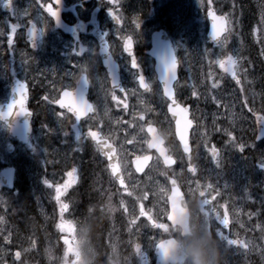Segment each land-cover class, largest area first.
Returning <instances> with one entry per match:
<instances>
[{
  "label": "rangeland",
  "instance_id": "obj_1",
  "mask_svg": "<svg viewBox=\"0 0 264 264\" xmlns=\"http://www.w3.org/2000/svg\"><path fill=\"white\" fill-rule=\"evenodd\" d=\"M53 1L56 5L61 3L67 5L69 2V0H61L60 3H58L57 0ZM83 1L88 7H95L98 2V0ZM7 2L10 4L11 8L9 13L3 12L1 10L2 6ZM40 2L45 4L48 1L40 0ZM236 2L237 0H156L154 6L155 16L153 19L148 18V7L146 6L145 0H143V2L138 0L137 9L139 10L140 14H143V23L148 25L149 30L164 26L169 29L172 35L177 36L180 33L182 40H179V42L182 41V59L183 62H185L187 74L189 76H193L194 78H201L200 82L204 86V90L201 91V103H209L214 109L211 115V122L208 121L209 113L205 114L204 112H201L198 107H196L195 110L196 113L198 112L199 119L202 121V124L205 127V132L207 133V139L205 140H209L212 143L215 142L214 148L217 150H223L225 152L228 150H239L237 145L243 144L245 146L244 150H249L250 153L248 159L250 170L252 173H258V171H256L257 168L254 159L259 157L260 162L264 163V141L259 143L254 142L255 129L252 117L255 113H261L264 115V69L261 70L260 75H257L258 69L249 67L250 61L253 62L255 59H259V57L255 53L252 54L253 60L251 59V53L253 51L252 47L255 45V42L248 40L247 36V33H250L256 28L251 26L249 29L244 31V25H242L243 22H239V18L233 21L231 17H229L231 23L230 34L221 42V44L217 46L211 45V47L207 44V40L204 39V30L206 28L204 19L205 10L208 7H214L220 13L225 14V16H230L229 12L227 11L229 8L231 13L234 15V11H236V6L234 3ZM23 3L24 0H0V37H4L6 39L11 26H19L22 28L27 23V21H24L26 12H22ZM73 4H76V2ZM94 7L89 10L79 9L77 12L87 16L90 15L91 18V13L96 11ZM246 8L248 9L249 6ZM240 11H243L241 16L244 18V21H247L252 17V13L247 10L245 11V9ZM26 17L27 20L30 19L28 16ZM48 17H50V20ZM101 17L102 15L100 14L98 19ZM34 20L37 22L36 24H38L44 34V44L51 45L52 42H47L49 39V33L54 34V30L56 31L57 29L56 25L61 24V22L59 21L57 23L56 18L53 17L50 12L46 13L41 10V8L36 10ZM103 20L104 19L102 18L101 21L103 22ZM50 21H53V24H50ZM261 21L262 20L259 17H256L253 20L254 23L252 24L257 23V26H259ZM173 25H176L177 28L172 29L171 27ZM55 39L56 37L54 40ZM0 41L3 42V40ZM241 45H244L248 48L243 56H241L243 53ZM231 47L234 48L236 52L233 58L239 62V67L235 70V78L231 72L226 70L229 67L228 57H231ZM2 49L1 52L3 54ZM20 56L25 57L34 65L38 62V57H41L42 61L37 63V65H39L41 62H46L44 58H46L48 54L47 50L42 48L38 53L27 55L21 54ZM243 57L249 60V65L243 64ZM260 60L261 63L264 64V56H262ZM47 61H49V59H47ZM221 61L224 62L223 66H221ZM0 68H2V66H0ZM210 72L214 78L212 85L209 84L210 77L208 75ZM228 84H230V87H233L234 90H230L228 87H226ZM213 85L219 88H215ZM243 89L245 90L244 93ZM244 96L246 99H244ZM243 99L245 101L244 106H239L238 102H242ZM214 105H218V107L216 108ZM204 106L211 109L208 105ZM221 106L225 108L226 113L222 111ZM224 114L226 115L227 121H223ZM221 120L222 122H220ZM229 126L235 128L236 134H232L229 131ZM213 130H215V132ZM216 132H218V134ZM3 133L4 131L0 126V136H4ZM215 135H217V137H215ZM230 137L231 139H229ZM3 140L4 138L0 137V142ZM203 143H205V141H203ZM34 144L35 140L32 145L27 147V150L19 149L17 150L15 156H5L3 163L14 164V166L18 167V176L20 174L27 173L29 170L19 166V163H21L23 154L25 152L26 155H28V152H30V155L36 154ZM201 144L202 139L201 142H198V146L195 150H199ZM207 150L210 149L208 148ZM49 156L53 157L54 154ZM47 160L48 156L46 153L44 158H38L37 162L39 166H43L45 163H47ZM207 161L210 163L212 159L208 158ZM178 170L179 171H176L177 175L180 177V174H183V178L187 185L194 187V184H197L200 189H204L208 188V185H211V179H213L214 182L212 185L214 186L215 190L219 192V183L216 179L217 173L213 168L210 169L205 175L202 174V177H205L202 179H199L196 174L187 175L183 173L182 169L179 168ZM38 173V186L42 187L44 183L49 180V176H51V174L46 171L45 168ZM260 175V187L262 183L260 192H264V174L260 172ZM145 181L146 184H143V180L141 179L140 185L137 189V198H135L136 201L134 202H137L136 207L139 209V212L134 211L133 207L130 205V202H128L126 207L123 206V202H117L118 211L122 215V218L127 220L126 222L136 220L138 221L137 223L139 226V228L134 229L130 227V224L126 226V240L130 255L126 256L125 260L123 261H126L127 264H141L142 260H151L154 245L162 239L161 235L159 234L160 232L158 230V226L164 224L167 213V186L166 184L161 183L160 174L157 172H154L152 176L148 175ZM146 190L147 193H145ZM189 192L190 194H193L191 188L189 189ZM263 196L264 195H262L260 198L261 203L264 201ZM189 197L191 201L193 198L199 202L203 200L198 198L197 195H194L193 197L189 195ZM246 202L247 199H245V203ZM11 203L8 202L6 194L4 192H0V217L3 218L2 222H0V264H57L56 258L62 255L64 251L65 254H67V252L74 250L75 227L78 222L88 219L90 214L87 210L84 213H81L79 217L72 215L74 214L73 208L77 210V207L71 203V200L67 202H56V205L54 206L55 208L51 211V207H47L48 205L44 207L43 205L37 204V206L34 207L37 213L40 216H48L53 222L52 225H47L44 218L38 217L37 219V213L34 211L36 215V221L31 230L37 234L38 239L35 237L32 238L35 244V246H32L28 245L31 243L30 237L28 236L26 238L25 235L27 234L19 233L18 230L14 232L10 224L7 213H9L10 217L13 219L16 214L22 210V207L10 208L9 204ZM47 203H49L50 206L54 205L52 202ZM233 203L234 201L229 202V204ZM64 204H67L68 207L66 210L61 211L62 205ZM209 209L212 211L213 207L210 205ZM205 211L208 210L205 208L201 210L199 205L197 212L201 220H206L207 228L208 226L212 227L214 217L211 214L210 218H206L204 216ZM262 213L263 216L261 219L264 224L263 205ZM150 218L151 220L148 221ZM220 218L224 219L225 216H220ZM61 224H63V226L58 227V225ZM45 227L50 231V235L44 234ZM123 227L124 226L122 225V228ZM106 229L110 235L114 236L111 223L107 225ZM258 229L260 234L251 240H247L245 238V234L242 235L241 233H235L231 236L235 241H237V243L222 248L224 255L229 256L227 257L228 261L235 258L236 263H239L240 261H237V259H244L246 254L245 249L248 248L251 251L254 249V252L261 255L263 260L260 262V264H264V226L259 227ZM246 230L253 231V229L248 228H246ZM51 232H53L54 237L51 235ZM95 240L96 237L93 234V242ZM94 244L96 247L99 245L98 243ZM137 246H139L138 251ZM112 248L113 246L110 245L108 254L104 261L105 264H107L108 256L111 254ZM25 249H27V251H25ZM14 251H18L20 253V259L17 262L13 261ZM223 263L227 264V262Z\"/></svg>",
  "mask_w": 264,
  "mask_h": 264
},
{
  "label": "flooded vegetation",
  "instance_id": "obj_2",
  "mask_svg": "<svg viewBox=\"0 0 264 264\" xmlns=\"http://www.w3.org/2000/svg\"><path fill=\"white\" fill-rule=\"evenodd\" d=\"M103 7H110L109 10L103 11L110 19L114 14L115 28L114 33L109 34L106 26L101 27L100 30V44H103L105 49L113 57L116 62L117 75L121 83L122 98L114 93L108 83L107 74L100 66L99 51L87 52L84 56L82 51L75 53L71 52L72 57L71 67H75L74 59H83L82 65L77 68L76 74L71 70L68 72L66 65V56L64 60L57 59L56 64V78L50 84L51 93L50 98L47 100V106L50 107L51 114L36 112V122L40 124V135L42 144L46 143L45 127L46 124L51 123V127L55 132L54 145L57 144L60 149L67 150V138L70 137L75 131L81 127V134L90 135L93 131L105 136L103 130L106 128V121L108 114L106 112L107 98L116 103L126 102L132 99L147 101L151 104L166 105V101L160 90L159 85L156 83L154 72L153 60L149 57V50L151 47V30L145 34H137L136 28L140 24V15L138 10L134 7L132 0H102ZM109 19V21H110ZM109 21L107 23H109ZM131 40V47L125 50L126 41ZM27 42V34L25 37ZM19 43H16L15 48L19 49ZM72 49V48H71ZM73 50V49H72ZM77 56H76V55ZM94 56V60H92ZM135 59L137 67H132V60ZM60 64H64L62 68V75L59 71ZM20 71L12 70L10 78H19ZM143 77V83L141 82ZM86 80L87 83L85 90V100L91 105V108L84 110L88 112L83 119L77 120L73 112V98L64 96L65 92H72L76 89L79 82ZM147 85V87H145ZM64 101V107H61L59 101ZM157 127L159 124L154 121ZM161 133V130H160ZM116 135L112 134L111 139L115 142L116 150H121L115 141ZM88 144L82 148H75L69 146V150H95L92 147L91 141L87 140ZM55 148V147H54ZM126 150V149H123ZM130 167V164H127ZM125 181L128 179L125 177Z\"/></svg>",
  "mask_w": 264,
  "mask_h": 264
},
{
  "label": "clouds",
  "instance_id": "obj_3",
  "mask_svg": "<svg viewBox=\"0 0 264 264\" xmlns=\"http://www.w3.org/2000/svg\"><path fill=\"white\" fill-rule=\"evenodd\" d=\"M200 202L195 198L186 210L176 215L175 228L168 250L169 264H223L220 242L214 238L201 220L197 209ZM94 226L88 219L77 223L74 230V250L57 257V264H103L101 253L93 242ZM107 264H127L115 247L108 256Z\"/></svg>",
  "mask_w": 264,
  "mask_h": 264
},
{
  "label": "snow or ice",
  "instance_id": "obj_4",
  "mask_svg": "<svg viewBox=\"0 0 264 264\" xmlns=\"http://www.w3.org/2000/svg\"><path fill=\"white\" fill-rule=\"evenodd\" d=\"M57 2L60 3L61 0H57ZM48 11L51 13V15H52L53 17L56 18V21H57V23H58V22H59V13H58V12H54V11H52L51 8H49ZM220 22L223 23V18H221V21H220ZM137 26L139 27V25H137ZM30 38L33 39V47H34V46H35V44H34V38L31 37V33H30ZM9 42L11 43V40H10ZM130 47H131V40L129 39L128 41H126L125 50H127V49L130 48ZM106 63H108V62L106 61ZM223 64H224V62L221 61V66H223ZM237 64H238V61H237L236 59H233L232 57H228V65H229V67H228L226 70L229 71V72H231V73L233 74V77H234V78H235V71H234V69H236ZM132 67H133V68H136V67H137V62H136L135 59L132 60ZM164 67H165V70H166V71L171 72V69H174V67H175V61L172 60V61H171V65L169 66V60H166V61L164 62ZM173 77H174V73H173L172 75H169V76L167 77V79H165V81H164L165 84L167 85L168 81H170ZM113 80H114V87L119 88V87H120L119 83H118L114 78H113ZM141 82L143 83V77H141ZM83 84H84V86L86 87V85H87V81L84 80V81H83ZM145 87H147V85H145ZM213 87H215V85H213ZM22 89H23V85L20 84L19 82H17L16 87H15V89H14V92H15L16 90H22ZM166 94L169 95V98H171V93H168V92L166 91ZM22 95H23V93H22V91H21V96H22ZM193 95H195V92L193 93ZM64 96H66V97H68V96H72V97H74V99H73V104H74V105H75V104H79V105H81L85 110H88V109L91 108V105H89V104L87 103V101L85 100V91H84V87H78L75 93L65 92V93H64ZM173 102H174V101H173ZM19 103L22 104L23 101L21 100V101H19ZM59 104H60L61 107H64V101H63V100L59 101ZM7 107H8L9 113H10L11 110H12V108H13V104H8ZM178 111H179V112H186L187 109H179V108H178ZM23 114H24V116H28V114H27L26 112H24ZM3 115H5V113H3ZM77 119H79V116H77ZM257 122H258V125L260 126V135L257 137V139H258V140H260V139H264V117H258V121H257ZM177 126H178V128H179V121H177ZM150 131H152V130L150 129ZM90 135L92 136V138H93L94 140H95L96 137H97V133H95V132L90 133ZM79 138H80V136H79V134H77V139H79ZM183 139H184V137L181 136V140H183ZM158 143H162V141H161V142H157V141L154 140V142H153V143H150L149 146H150V147H157V146H158ZM237 147L239 148V150H240L241 152L244 151V147H245V146H244L243 144L237 145ZM160 151L163 153V149H160ZM185 151H187V144H185ZM212 156H213V159L216 160V158H217V156H218V152L215 150V148L212 149ZM144 159H145V161H146L148 158L145 157ZM165 162H166V163H170V162H171L170 158H166V161H165ZM217 167H219V163H218V161H217ZM259 167H260L261 169H264V163H261V164L259 165ZM137 170L139 171L140 169L138 168ZM75 171H76V170L73 169L72 172L69 173V176H72V175L75 173ZM116 171H117V169H116L115 167H113V172L115 173ZM190 171H194V169H191V168H190ZM120 182L123 183V180H121ZM173 183H174V182H173ZM211 187H212L211 185H208V188H211ZM60 191H61V190L58 188V189H57V198H59ZM203 195H204V193L201 192V196H203ZM208 203H209L208 200H206V199H205V200H202V201L200 202L201 210H203V209H204V206H205L206 204H208ZM67 207H68L67 204L62 205L61 211L66 210ZM173 210H174V212H175L176 214L173 215V216H170L169 218L172 219L173 222H174V224H175L176 215H177L179 212H182V211H183V208L181 207V208L177 209V203H176V201L174 200V201H173ZM204 216H205L206 218H210L211 213L208 212V211H205V212H204ZM216 219L219 220L221 224L227 226V223H228L227 216H225L224 219H221L220 216H219V214H217V215H216ZM2 220H3V218L0 217V222H2ZM62 226H63V224L58 225V227H62ZM160 227H163V225H161ZM222 238L225 239V240H227L228 245H233V244H236V243H237V241H235V240H231V239H228L227 237H222ZM170 244H171V241L167 240L166 242H161V243L157 246V248L161 251V253H162L165 257H167V255H168V250H169V246H170ZM138 250H139V246H137V251H138ZM25 251H27V249H25ZM19 255H20V254L17 253V256H18V257H19Z\"/></svg>",
  "mask_w": 264,
  "mask_h": 264
},
{
  "label": "bare ground",
  "instance_id": "obj_5",
  "mask_svg": "<svg viewBox=\"0 0 264 264\" xmlns=\"http://www.w3.org/2000/svg\"><path fill=\"white\" fill-rule=\"evenodd\" d=\"M243 2H247V0H243ZM172 29H176L177 26L173 25L171 27ZM257 75H260V70L257 71ZM63 150V149H59ZM48 156V160L46 163V166L48 170L50 171V174L52 175V178H55V176L62 170V153H58L57 155L50 157ZM26 178V176H25ZM19 198L15 201L9 204L10 208H16V207H22L21 211H19L16 216L10 220V224L14 230L19 231V233L27 234L25 235L26 238L31 235L32 228L34 226V223L36 221V215L34 213V203L32 200V197L29 195V193L20 188L19 190ZM39 201H42L44 199V193L41 192L38 197ZM23 225V226H22Z\"/></svg>",
  "mask_w": 264,
  "mask_h": 264
},
{
  "label": "water",
  "instance_id": "obj_6",
  "mask_svg": "<svg viewBox=\"0 0 264 264\" xmlns=\"http://www.w3.org/2000/svg\"><path fill=\"white\" fill-rule=\"evenodd\" d=\"M161 60H158L157 58V60L158 61H161V64H159L158 65V67H161L162 68V70H163V66H164V64H163V62H165L164 60H169L170 59V56L165 52L164 53V51H161V56L159 57ZM161 70V69H160ZM167 73L168 74H173V69H171V72H169V71H165L164 72V70L161 72V73H159V76H161L162 75V78L164 79V81H165V79H167ZM172 82V79L170 80V82H169V84ZM163 83V82H162ZM168 85V84H167ZM23 119V120H22ZM20 120V119H19ZM8 125H10V127L12 128V129H14V131H15V129L16 130H18L20 133H22V134H24V136L27 138L28 137V135H29V132H30V125H29V116H24V114H22V117H21V120H20V122L19 123H17L16 125L14 124H12V123H10V122H6ZM23 126H25V129L23 130V131H20V127H23ZM178 132V137H179V139H181V136H186L187 135V133H185V131H184V129H181V128H178V130H177ZM175 197L176 196H171L170 198H169V202H170V209H171V212L173 213V215L174 214H176L175 212H174V210H173V201L175 200ZM181 205L183 204L182 202L180 203ZM177 209H179V206H177Z\"/></svg>",
  "mask_w": 264,
  "mask_h": 264
}]
</instances>
